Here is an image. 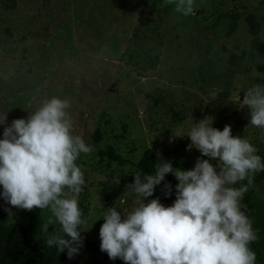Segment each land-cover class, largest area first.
<instances>
[{"label":"rangeland","instance_id":"obj_1","mask_svg":"<svg viewBox=\"0 0 264 264\" xmlns=\"http://www.w3.org/2000/svg\"><path fill=\"white\" fill-rule=\"evenodd\" d=\"M14 1L10 8L0 0V113L7 112L0 138L12 120L26 119L55 96L70 101L73 134L92 147L76 161L85 179L78 206L86 222L69 264H124L99 249L106 209L131 211L140 202L126 182L147 149L180 170L208 159L186 150L185 136L200 119L212 117L218 130L230 125L264 160V132L248 125L236 99L264 84V53L252 47L254 38L264 46V0H195L187 16L165 0ZM109 148L123 166L109 161ZM251 179L256 214L264 206V171ZM0 206L7 223L22 224L32 239L46 243L59 229L53 223L42 230L48 209H16L2 199Z\"/></svg>","mask_w":264,"mask_h":264},{"label":"clouds","instance_id":"obj_2","mask_svg":"<svg viewBox=\"0 0 264 264\" xmlns=\"http://www.w3.org/2000/svg\"><path fill=\"white\" fill-rule=\"evenodd\" d=\"M173 2L176 12L193 13L195 0H165ZM236 99L247 109L248 125L264 132V84L253 85L243 92L242 100L240 95ZM70 107L68 99H46L26 119L12 120L0 138V199L16 209L50 210L42 230L48 232L53 223L59 229L48 234L46 245L58 253L66 250L69 260L82 247L81 228L86 222L78 206L85 179L76 161L92 151L81 136L73 134ZM6 116L7 112L0 113V125H5ZM212 123V117H204L185 136L190 141L186 150L194 148L208 159L197 158L190 170L174 169L171 161L159 159L153 174L136 173L129 184L140 201L133 210L106 209L98 235L99 249L109 260L256 264L249 245L257 237L241 200L251 177L264 171V160L247 139L231 134L230 125L218 130ZM169 173L177 181L173 203L165 207L158 198L144 203ZM246 178L247 185L233 187ZM164 188L166 196L171 193L170 184L165 182Z\"/></svg>","mask_w":264,"mask_h":264},{"label":"trees","instance_id":"obj_3","mask_svg":"<svg viewBox=\"0 0 264 264\" xmlns=\"http://www.w3.org/2000/svg\"><path fill=\"white\" fill-rule=\"evenodd\" d=\"M9 4L10 8L15 7L14 0H3ZM231 26L235 23L236 17H231ZM258 31L256 27L255 32ZM225 36L229 37L230 32L226 31ZM252 47L258 53H264V46L259 43L255 38L252 40ZM96 140L98 138L96 137ZM106 156L109 161H115L119 166L125 164L120 156L116 155L112 148L107 149ZM159 157L150 149L145 150L137 162L133 165V171L127 179V186L131 189L129 184L134 180V175L140 173L141 177L147 174H153L156 164L159 163ZM168 183L172 186V191L167 196L165 195L164 183ZM175 180L172 174H166L165 181L160 185L155 186L153 195L149 198L157 199L159 202L167 205H171L175 199ZM252 189L249 188L245 194L243 201V210L245 215L255 223L257 227L254 230L256 234V240L249 246L252 251L255 252L258 264H264L260 259V256H264V206L257 210V213L251 214L252 211ZM8 212L5 208L0 206V264H69V259L65 252H60L52 247H47L45 242L38 239H32L24 226L20 223L8 224L7 223Z\"/></svg>","mask_w":264,"mask_h":264},{"label":"water","instance_id":"obj_4","mask_svg":"<svg viewBox=\"0 0 264 264\" xmlns=\"http://www.w3.org/2000/svg\"><path fill=\"white\" fill-rule=\"evenodd\" d=\"M242 98H243V95H242V97H241V100H242Z\"/></svg>","mask_w":264,"mask_h":264}]
</instances>
